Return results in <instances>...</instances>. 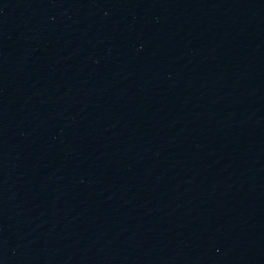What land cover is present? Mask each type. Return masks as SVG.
<instances>
[{"label":"water","instance_id":"obj_1","mask_svg":"<svg viewBox=\"0 0 264 264\" xmlns=\"http://www.w3.org/2000/svg\"><path fill=\"white\" fill-rule=\"evenodd\" d=\"M0 264H264V0H0Z\"/></svg>","mask_w":264,"mask_h":264}]
</instances>
